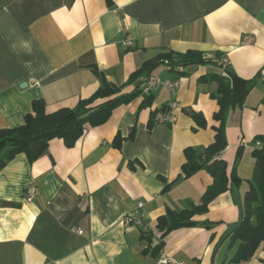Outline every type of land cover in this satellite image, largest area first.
Segmentation results:
<instances>
[{
	"label": "crops",
	"instance_id": "1",
	"mask_svg": "<svg viewBox=\"0 0 264 264\" xmlns=\"http://www.w3.org/2000/svg\"><path fill=\"white\" fill-rule=\"evenodd\" d=\"M129 39L134 46L126 48ZM165 50L221 54L238 77L255 79L243 107L228 114L222 153L242 184L195 216V226L170 233L159 253H146L143 235L151 248L159 244L158 218L199 204L213 182L203 171L185 179L182 166L185 149L214 141L218 85L202 78L221 70L207 64L180 75L162 65L151 77L180 85L156 86L151 107L140 110L141 95L104 125L86 126L74 148L56 139L34 164L19 154L0 171V264H158L163 255L222 264L233 256L227 237L241 218L255 139L264 137V0H115L112 8L105 0H0V129L20 127L35 100L48 114L74 108L99 89L98 73L122 86ZM164 106L174 123L149 131L151 113ZM186 110L202 113L208 126L199 128ZM118 133L120 149L112 145ZM30 188L39 193L33 202L25 199ZM141 202L135 218L143 228L127 226ZM246 264H264L263 245Z\"/></svg>",
	"mask_w": 264,
	"mask_h": 264
},
{
	"label": "trees",
	"instance_id": "2",
	"mask_svg": "<svg viewBox=\"0 0 264 264\" xmlns=\"http://www.w3.org/2000/svg\"><path fill=\"white\" fill-rule=\"evenodd\" d=\"M105 2L108 8L115 5V0H105ZM207 64L221 70V73H212L202 78L203 81L215 82L218 85L216 95L218 110L213 116L215 125L212 126L215 137L213 143L203 149H185L186 162L182 166V176L189 179L203 171L212 177L213 182L202 195L199 204L188 203L179 212L167 209L165 215L158 218L156 228L160 238L156 247L151 248L150 236H142L149 242L146 253L153 255L159 253L165 245V238L170 233L195 226L196 222L193 220L195 216L206 214L212 201L229 191L232 185L242 184L236 175L235 168L231 173L228 172V164L223 160L222 153L228 146L226 132L228 114L235 108L243 107L255 79L245 80L238 77L229 63L222 60L221 54L208 58L197 50H188L184 53L165 50L156 58L146 61L122 86L115 85L102 73H98L101 78L99 89L90 98L80 100L74 108H62L48 114L43 100L33 101L32 110L24 117L20 127L0 129V171L19 154H25L29 163L34 164L56 139L63 140L67 148H74L83 137L86 126L104 125L117 108L141 96L142 85L158 67L164 65L171 72L185 75L186 68ZM129 85H135L134 90L128 94H122L123 88ZM153 101V95L146 96L140 110L151 107ZM166 113H169L167 106L151 113L148 130L151 131ZM186 113L199 128L208 126L202 113L194 110H186ZM135 131L133 128L129 139L134 138ZM123 141L124 138L118 133L112 145L120 149ZM255 141H259L261 145L252 152L254 172L252 179L247 181L249 188L241 200V218L227 237L229 246H237V249L233 256L222 264H246L254 257L259 247L264 246V137L258 136ZM242 148V146L238 148V156ZM131 165L133 167V164ZM170 186L167 185L166 190Z\"/></svg>",
	"mask_w": 264,
	"mask_h": 264
},
{
	"label": "built area",
	"instance_id": "3",
	"mask_svg": "<svg viewBox=\"0 0 264 264\" xmlns=\"http://www.w3.org/2000/svg\"><path fill=\"white\" fill-rule=\"evenodd\" d=\"M123 46L126 48H130L133 47V41L132 40H126L123 42ZM35 86H38V83H34ZM158 85H162L164 87H166L169 91H174L176 89H178L179 87V81L175 80V81H164V82H160L157 78L155 77H149L148 79L145 80L143 87H142V95L144 96H150L153 89L158 86ZM160 122H164V123H168V124H173L174 123V119L172 117V115L169 113L164 114L160 119ZM256 145L258 147H260L261 143L259 141L256 142ZM39 196L38 191L36 190V188H30L27 192V195L25 197L27 202H33L35 200H37ZM144 203L141 202L138 205V209L134 212V214H128L125 216L124 218V223L127 226H138L143 228V223L140 219H136L135 218V214H141V209L143 207ZM78 233H82V231H78ZM158 264H191L189 262L186 261H182V260H176L173 259L171 257H166V256H161L158 260Z\"/></svg>",
	"mask_w": 264,
	"mask_h": 264
},
{
	"label": "water",
	"instance_id": "4",
	"mask_svg": "<svg viewBox=\"0 0 264 264\" xmlns=\"http://www.w3.org/2000/svg\"><path fill=\"white\" fill-rule=\"evenodd\" d=\"M24 86L26 85V83L23 84Z\"/></svg>",
	"mask_w": 264,
	"mask_h": 264
}]
</instances>
